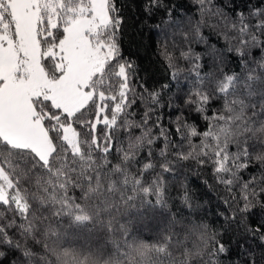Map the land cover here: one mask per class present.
<instances>
[{
    "label": "snow or ice",
    "instance_id": "6c2138e0",
    "mask_svg": "<svg viewBox=\"0 0 264 264\" xmlns=\"http://www.w3.org/2000/svg\"><path fill=\"white\" fill-rule=\"evenodd\" d=\"M125 7L124 0H0V148L25 146L43 162L41 141L49 156L61 148L108 156L126 139L150 136V145L171 143L176 151L186 108L197 125L237 108L252 112L242 144L205 156L199 168L223 188L209 264H264V151H257L264 143L249 142L256 118H264V0L243 7L236 0H143L162 80L145 78L125 54ZM165 106L175 116L167 126L157 115ZM189 182L213 188L207 178ZM0 264L15 261L0 252Z\"/></svg>",
    "mask_w": 264,
    "mask_h": 264
},
{
    "label": "trees",
    "instance_id": "16d2710c",
    "mask_svg": "<svg viewBox=\"0 0 264 264\" xmlns=\"http://www.w3.org/2000/svg\"><path fill=\"white\" fill-rule=\"evenodd\" d=\"M124 2L125 54L136 59L145 78L162 80L156 44L141 15L143 0ZM172 3L187 6L188 0ZM236 3L243 7L247 0ZM204 34L210 36L209 30ZM170 111L165 106L157 113L165 126L175 119ZM185 111L188 126L181 128L185 139L175 142L176 151L171 143L167 148L150 145V136L126 139L108 156L87 149L68 154L61 148L43 162L30 149L0 148V166L19 204L0 202V252L15 264H209L223 188L199 163L225 152L228 144H242L245 121L253 114L237 108L197 125L194 109ZM157 115L151 121L153 134L159 133ZM256 121L259 127L249 142L264 143V134L257 135L264 118ZM194 128L199 129L195 140ZM192 178H207L213 188H197L189 182Z\"/></svg>",
    "mask_w": 264,
    "mask_h": 264
},
{
    "label": "rangeland",
    "instance_id": "374dc122",
    "mask_svg": "<svg viewBox=\"0 0 264 264\" xmlns=\"http://www.w3.org/2000/svg\"><path fill=\"white\" fill-rule=\"evenodd\" d=\"M9 145H11L12 147H16V148L27 149L25 146L17 147L14 144H9ZM40 151L43 153V157H45L46 155L49 156L48 154H46V151L44 150V148L43 149L41 148ZM37 156L40 158L39 155H37ZM46 159H43V161H45ZM12 187H13L12 182L9 180V178L7 177V175L5 174V172L3 171V169L0 166V202H2V203L13 202V203H16L17 205H19L14 200V199H16V196L13 195Z\"/></svg>",
    "mask_w": 264,
    "mask_h": 264
},
{
    "label": "crops",
    "instance_id": "0c3cea01",
    "mask_svg": "<svg viewBox=\"0 0 264 264\" xmlns=\"http://www.w3.org/2000/svg\"><path fill=\"white\" fill-rule=\"evenodd\" d=\"M42 145V146H41ZM27 149H29L28 147H26ZM43 149L44 148V150L46 151V154H48V148H47V145L46 144H44V142L43 141H41V143H40V149ZM35 153V152H34ZM35 154H37V153H35ZM49 155V154H48ZM47 156V155H46ZM44 157L43 159H46V158H48V156L47 157Z\"/></svg>",
    "mask_w": 264,
    "mask_h": 264
}]
</instances>
